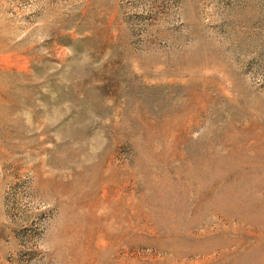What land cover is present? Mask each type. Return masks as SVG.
I'll list each match as a JSON object with an SVG mask.
<instances>
[{
	"label": "rangeland",
	"instance_id": "obj_1",
	"mask_svg": "<svg viewBox=\"0 0 264 264\" xmlns=\"http://www.w3.org/2000/svg\"><path fill=\"white\" fill-rule=\"evenodd\" d=\"M0 264H264V0H0Z\"/></svg>",
	"mask_w": 264,
	"mask_h": 264
}]
</instances>
